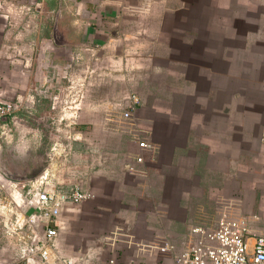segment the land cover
Listing matches in <instances>:
<instances>
[{
	"label": "crops",
	"instance_id": "1",
	"mask_svg": "<svg viewBox=\"0 0 264 264\" xmlns=\"http://www.w3.org/2000/svg\"><path fill=\"white\" fill-rule=\"evenodd\" d=\"M32 2L0 0V99L17 104L0 169L24 158L25 170L45 143L65 147L56 179L90 198L62 209V253L174 264L191 230L222 214L248 224L250 244L264 235V0ZM83 78L65 142L52 96ZM166 243L174 251L161 252ZM14 260L0 231V264Z\"/></svg>",
	"mask_w": 264,
	"mask_h": 264
},
{
	"label": "built area",
	"instance_id": "2",
	"mask_svg": "<svg viewBox=\"0 0 264 264\" xmlns=\"http://www.w3.org/2000/svg\"><path fill=\"white\" fill-rule=\"evenodd\" d=\"M36 4V0H33ZM28 10V9H27ZM91 73V72H90ZM67 85L52 96V111L58 113V124L72 127L81 112L84 100L85 78L67 79ZM139 104L136 96L131 97V107L123 114L125 121L132 123V112ZM17 104L0 99V152L12 134L11 124ZM11 121V124L9 123ZM14 126V123H13ZM70 138L68 135L67 139ZM140 150L151 149L152 145L135 135ZM264 146V135L261 138ZM65 147L56 142L51 149L48 166L51 171L37 178L14 179L0 169V231L12 242L15 260L12 264H76L65 256L59 247V230L56 221L66 205H79L90 194L79 184L66 187L56 179L58 161L67 162ZM65 153V154H64ZM137 163H142L139 156ZM127 170L134 172L133 166ZM248 224L240 218L222 214L217 226L208 229L194 227L190 232L189 245L173 256L174 264H264V235L253 237L249 243ZM161 252H172L168 243ZM106 264H117L110 258Z\"/></svg>",
	"mask_w": 264,
	"mask_h": 264
},
{
	"label": "rangeland",
	"instance_id": "3",
	"mask_svg": "<svg viewBox=\"0 0 264 264\" xmlns=\"http://www.w3.org/2000/svg\"><path fill=\"white\" fill-rule=\"evenodd\" d=\"M67 83L68 82L66 80V82L64 84V87L67 85ZM84 101H85V95H84V100L82 102L83 104H84ZM83 104H82V107H83ZM71 128H74V127L73 126L72 127H65L64 124H62V125L57 124L56 129L57 130L60 129V130H58L57 134H60L61 140L63 139L65 142H67L66 139H67L68 135H70V134H71V136L67 140H71L72 139V137H73L72 134L74 135V133L72 132ZM18 144L20 145L21 142H18ZM29 144H31L35 148L37 146H39V144L36 143V142H31ZM48 148L49 147H47V143H45L38 150H36L34 152L29 151V154H30L29 155V157H30L29 158V165H28V167L25 170H24V167L23 168L21 167L22 166V162H25L24 158H18L16 160L8 161V163L6 164V170L9 171L8 173H10V175L11 174L13 176L26 175V176H29L28 177L29 179L37 178L39 176H42L46 172V170H48V168H49V171H51V168L48 166L49 157L48 158L46 157V153H47V155L50 153V151L46 152L48 150ZM31 153H32V155H31ZM65 153H68V152H65ZM16 155H17V153H16ZM18 156H19V154H18ZM62 159H63V157H61L60 160H62ZM60 160L58 161V163L60 162ZM31 175H33V176L31 177Z\"/></svg>",
	"mask_w": 264,
	"mask_h": 264
},
{
	"label": "water",
	"instance_id": "4",
	"mask_svg": "<svg viewBox=\"0 0 264 264\" xmlns=\"http://www.w3.org/2000/svg\"><path fill=\"white\" fill-rule=\"evenodd\" d=\"M3 171V170H2ZM5 172V171H4ZM6 173V172H5ZM8 174V173H7ZM8 175H10V174H8ZM12 178H14V179H20V180H24V179H27V178H19V177H14V176H12V175H10Z\"/></svg>",
	"mask_w": 264,
	"mask_h": 264
}]
</instances>
